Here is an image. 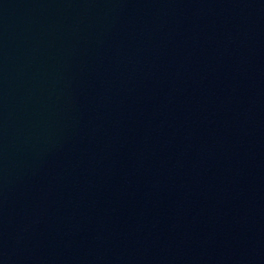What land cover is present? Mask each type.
<instances>
[{
  "label": "water",
  "instance_id": "water-1",
  "mask_svg": "<svg viewBox=\"0 0 264 264\" xmlns=\"http://www.w3.org/2000/svg\"><path fill=\"white\" fill-rule=\"evenodd\" d=\"M0 264H264V0H0Z\"/></svg>",
  "mask_w": 264,
  "mask_h": 264
}]
</instances>
